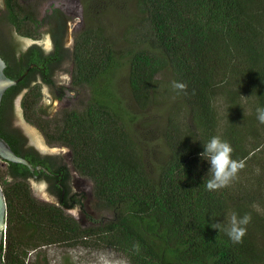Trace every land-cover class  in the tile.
<instances>
[{"label":"trees","instance_id":"obj_1","mask_svg":"<svg viewBox=\"0 0 264 264\" xmlns=\"http://www.w3.org/2000/svg\"><path fill=\"white\" fill-rule=\"evenodd\" d=\"M3 2L0 22L39 39L48 14L40 16L28 0ZM136 7L123 44L98 23L97 13V23L74 37L71 87L89 93L84 110L65 109L54 118L43 116L41 86L31 82L61 55L37 44L23 50L0 33L6 76L17 78L31 66L2 102L22 92L26 121L48 144L67 145L95 197L115 210L111 221L81 227L64 211L65 201L40 203L24 182L4 180V264H28L31 251L57 244L109 248L129 264H264V124L256 113L264 107V0H136ZM123 71L141 113L167 108L162 139L168 154L155 172L136 128L138 115L118 89ZM212 136L245 162L217 191L205 187L211 173L200 155ZM233 212L251 215L240 244L211 227L226 226Z\"/></svg>","mask_w":264,"mask_h":264},{"label":"rangeland","instance_id":"obj_2","mask_svg":"<svg viewBox=\"0 0 264 264\" xmlns=\"http://www.w3.org/2000/svg\"><path fill=\"white\" fill-rule=\"evenodd\" d=\"M37 9L40 16L48 14L53 8L60 9L67 17V30L65 44L71 47L74 37L84 29L97 23L98 17L101 25L106 27L109 34L120 45L124 41L126 25L138 17L136 0H28ZM88 5L86 13L85 6ZM97 13V17H94ZM6 14L3 0H0V17ZM0 33L17 47L25 50L33 44H38L44 50L50 51L51 43L47 32V26L40 29V37L35 42L30 38L18 35L15 29L5 20L0 22ZM67 57L61 67L69 68ZM59 76V77H58ZM63 74L57 71L55 85L51 88L43 86L42 109L46 118L57 117L62 110L75 109L82 111L85 108L88 97V89H73L69 77L61 81ZM118 89L127 100L130 110L138 115L136 128L142 130L147 141V159L153 172L164 161L168 150L162 139V132L166 122L167 108H158L141 113L133 103L127 83L125 71L117 79ZM56 96L57 100L51 102L50 96ZM69 103L66 106V103ZM136 115V116H137ZM34 145L42 152L59 154L64 159L67 157V149L59 151L61 146L49 145L43 134L35 126L21 123ZM143 128H141V127ZM32 195L40 203L55 204L61 206L59 197L52 196L39 188V183L33 181ZM67 214L72 215L81 227H90L111 221L115 216V210L103 201H99L93 194V182L85 177L77 175L76 182L71 184L70 196L67 205L62 206ZM129 264L125 256L109 248H93L83 245L66 247L63 245L42 246L36 251H31L28 264Z\"/></svg>","mask_w":264,"mask_h":264},{"label":"flooded vegetation","instance_id":"obj_3","mask_svg":"<svg viewBox=\"0 0 264 264\" xmlns=\"http://www.w3.org/2000/svg\"><path fill=\"white\" fill-rule=\"evenodd\" d=\"M55 10H57L56 13ZM42 16L44 17L45 14ZM43 25L47 26L51 49L50 51H46L44 50V48H42L41 46L40 47L47 54L55 52L56 54L61 55V59L60 61L52 62L49 68H44L43 71H37V73L32 77L31 84H39L41 86L42 96L43 86L51 88L55 85V74L57 71H60V74H63V76L61 77V81L64 82L67 75L69 77L71 85L70 70L73 61L72 56H70V51L72 50V45L74 43L73 40L71 47H68L65 44L67 17L60 9H51V11L48 12L46 22ZM67 57L69 58L70 62L68 66L69 68L61 67V64ZM22 94L23 93L20 92L13 99H11V101L4 103L1 99L0 103V135L9 144L11 149L18 156L28 160L32 167L30 168L22 163H14L0 157V191L3 193L4 201L6 203V209V184L4 180L13 183L18 181L24 182V184H26L30 190V195L35 200L36 198L32 195L33 181L38 182L40 189H43L45 192L52 196L59 197L61 204L63 201H65L67 205V198L70 196L71 184L73 182L75 183L77 175H80L72 165L71 150L67 145L57 144L58 146L62 147L59 148L60 153L64 150V148L67 149V157L64 159L59 154L42 152L34 145V143L30 139V136L27 134V131L21 125L22 122L30 124L28 121H26L23 114V109L21 106ZM42 96L40 100L41 105ZM50 98L51 102H55V100H57L54 94L51 95ZM68 105L69 103L67 102L66 106ZM43 116L48 117V115L45 114ZM66 192H68V194L65 198ZM6 216L7 215L5 214V227L7 225Z\"/></svg>","mask_w":264,"mask_h":264},{"label":"clouds","instance_id":"obj_4","mask_svg":"<svg viewBox=\"0 0 264 264\" xmlns=\"http://www.w3.org/2000/svg\"><path fill=\"white\" fill-rule=\"evenodd\" d=\"M173 87L179 90L186 89V85L173 82ZM257 120L264 124V107L256 109ZM204 151L200 154L205 157L209 164L208 172L211 173L210 178L206 181L205 187L209 191H217L228 187L237 177L239 171L245 167L244 161H237L232 158L233 148L219 136H212L205 144ZM251 222V215L245 214L240 217L235 212L230 216L228 224L213 223L212 228L218 231H224L234 244L243 242L244 236L247 234V225ZM139 251V245H134Z\"/></svg>","mask_w":264,"mask_h":264},{"label":"water","instance_id":"obj_5","mask_svg":"<svg viewBox=\"0 0 264 264\" xmlns=\"http://www.w3.org/2000/svg\"><path fill=\"white\" fill-rule=\"evenodd\" d=\"M33 40V39H32ZM35 42V40H33ZM6 67L4 59L0 56V103L2 96L4 92L11 86H14L18 84L29 72L30 67L29 66L24 73H22L17 78H9L4 73V69ZM0 157L2 159L14 162V163H22L24 165H27L28 167H31V164L28 160L18 156L9 146V144L5 141L3 137L0 135ZM6 214V203L4 201L3 193L0 191V264H4V261L2 260V250H1V244L3 240V231L6 228L4 223V218Z\"/></svg>","mask_w":264,"mask_h":264}]
</instances>
